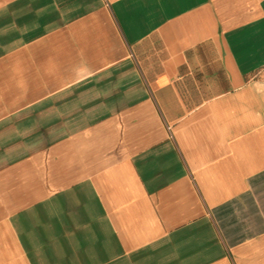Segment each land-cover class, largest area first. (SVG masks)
Masks as SVG:
<instances>
[{
    "label": "crops",
    "instance_id": "0c3cea01",
    "mask_svg": "<svg viewBox=\"0 0 264 264\" xmlns=\"http://www.w3.org/2000/svg\"><path fill=\"white\" fill-rule=\"evenodd\" d=\"M0 264H264V0H0Z\"/></svg>",
    "mask_w": 264,
    "mask_h": 264
}]
</instances>
